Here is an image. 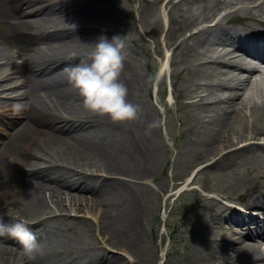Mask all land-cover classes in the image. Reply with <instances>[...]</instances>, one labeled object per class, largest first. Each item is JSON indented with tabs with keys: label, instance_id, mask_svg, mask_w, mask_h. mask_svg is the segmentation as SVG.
I'll list each match as a JSON object with an SVG mask.
<instances>
[{
	"label": "bare ground",
	"instance_id": "obj_1",
	"mask_svg": "<svg viewBox=\"0 0 264 264\" xmlns=\"http://www.w3.org/2000/svg\"><path fill=\"white\" fill-rule=\"evenodd\" d=\"M37 1L0 0V50L5 52L4 57H0L5 60L0 66V81L13 77L12 73H7V69L15 67L8 50L11 44L18 45L24 59L23 67L16 70L15 76L18 77L19 85L25 87L21 99L27 102L28 113L26 119L9 133L8 139L0 141V185H5L0 188V214H11L4 217L5 223L18 221L19 216L34 220L33 224H27L40 244H49L47 250L55 245L62 247L53 229L45 222L59 217L62 211L68 209L61 196L68 193L76 211L85 207L86 203L88 213L98 210L96 226L101 242L122 251L123 255H134L141 248L155 252L157 245L152 241L145 242L142 224L145 210L135 200L133 188L127 179L112 176L119 174L144 178L152 175L155 160L148 148L153 136L147 123L150 122L148 115L141 117L139 113L135 121L113 122L107 116L86 111L78 90L69 82L65 71L87 60L94 50V43L101 36L110 38L111 35L100 28V23L118 25L119 19L114 11L102 7L103 0H41V3L30 7ZM160 1L164 2L162 8L170 22L173 21L172 7L186 2L150 0L148 3V0H142L141 4L154 6ZM243 1L251 2L253 7L235 6L232 15L226 19L216 17L219 9ZM192 2L199 4L202 10L199 16H194L193 10L189 11V21L178 31H190L179 40L177 46L189 48L198 61L193 74L189 75L191 83L186 93L191 100L190 105L200 106L204 112L191 119L190 131L197 128L199 133L207 134L189 139L193 145L202 147L203 153L195 161L198 165L192 168L196 169L214 167L219 159L217 154L221 145L225 155L238 148L236 143L254 142L257 136L264 135V127L256 128L257 124L264 123V87L257 86L256 79L251 80L252 76L260 72L259 64H264V46L260 41L262 50L250 49V59L247 60L233 53L247 42L244 38L255 39L256 27L250 26L248 22L256 24L262 19L250 11L254 8L259 15H264V0ZM7 3H10L9 7ZM24 5L28 8L24 9ZM7 8L15 9L19 16L35 14L36 17L11 23L8 20L13 15ZM240 12V19L232 22L231 19ZM215 17L214 25L198 27ZM155 21L159 22L158 16ZM242 21H246V24H242ZM68 24L77 26L73 30ZM7 32L10 33L9 38L5 36ZM167 35L168 31L165 44L170 46ZM260 35L264 37V34ZM188 41L191 43L188 44ZM127 52L119 79L127 87V102L142 109L141 100L137 101L131 92L136 78L130 71L131 58L130 52ZM235 70H243L245 76L239 77L234 73ZM9 84H0V87ZM254 89L257 92L255 97ZM244 90L246 95L243 97L241 91ZM3 103L0 99V108L4 106ZM246 109L252 117L250 122L244 111ZM7 123L12 125L14 121ZM106 129L120 135L119 148L129 158L130 167H118L101 156L100 150L106 142L103 132ZM228 131H232V134H228ZM241 148L248 149L249 145ZM26 166L27 170L24 168ZM82 170L85 172H80ZM92 170L107 176L95 177ZM219 177L222 179L224 174ZM204 189L222 193L219 196L222 200L236 199L243 202L247 209L264 212V174H258L251 187L244 186L238 193L231 192L227 187L211 185H206ZM226 190L229 192L224 193ZM172 195H167V198ZM206 200L212 204L203 205L215 207V213L207 215L201 227L188 228L191 236L196 237H192L194 243L191 246L185 245L183 259H187L188 264H264V222L250 213L247 215L230 209L219 199L206 197ZM194 206L197 205L194 203ZM175 230L171 229V233ZM150 234L153 237L152 229ZM46 249H41L36 260L29 262L18 241L0 237V264H144L140 259L129 262L121 254L108 251L97 253L95 250L75 253L65 260L60 255L65 248L62 247L55 255L49 254ZM212 249L217 261L201 262V253L206 251L210 254ZM153 252L146 257L145 264H153Z\"/></svg>",
	"mask_w": 264,
	"mask_h": 264
},
{
	"label": "rangeland",
	"instance_id": "obj_2",
	"mask_svg": "<svg viewBox=\"0 0 264 264\" xmlns=\"http://www.w3.org/2000/svg\"><path fill=\"white\" fill-rule=\"evenodd\" d=\"M140 1L103 0L102 6L114 11L123 20L122 24L115 26L114 33L111 34L109 40L113 36H121L118 34L121 32V37L127 45V51L130 52V57L133 56V59H129L130 71L135 75L136 82L131 92L137 101L141 100V117L147 114V119L150 120V122L146 121L148 127L152 129L153 136L148 148L154 157L155 166L152 175L149 177L130 178L119 174L112 176L127 179V183L133 188L135 200L145 210L142 222L146 234L145 242H154L157 245V250L155 252L151 250L144 251L145 248H141L142 250H137L134 255L130 256L128 254L123 255L122 251L113 249L107 243L101 242L102 238H100L96 226L98 210L95 209L96 211L88 213L89 207L86 203L85 207L76 211L75 206L72 205L73 199L71 196L68 193H63L61 196L65 199L64 204L68 209L62 212L61 217L46 220L45 223L49 224L62 247L65 248L64 252L60 254L65 260L70 259L69 255L83 254L85 251L95 250L97 253L108 251L121 254L129 262L140 259L145 264L146 257L151 256L153 252V263L159 264L163 260V253L166 251L165 264L169 261L170 264H188L187 259H183L185 245L191 246L194 243L192 237H196L191 236V230L188 228L201 227L205 222V217L215 213L213 209L215 207L203 205V203L212 204V202L206 200L202 189L206 185H211L217 188L227 187L231 192L236 191L238 193L244 186L251 187L258 174H264V149L254 142L249 143L248 149L238 147L225 155L222 153L224 147L221 145V150L217 154V158L220 159L217 160L214 167L192 169L198 165L195 163L196 158L198 155H202L203 152L201 146L193 145L189 139H197V137H204L207 134L199 133L197 128L190 131L191 119L197 115H202L204 112L199 108L200 106H191L186 96L187 88L191 83L189 75H192L193 69H195L190 65L194 62V56L187 51L185 46L178 47L177 39L183 35L181 31H178V28L189 21V18L186 17V11L189 13L190 10L197 8L199 4L193 3L192 0H186L185 3L172 7L171 15L174 18V23L171 22L169 29L166 30V33L168 31L167 37L174 47L172 64L169 68L165 64L159 69L162 63L160 61L161 55L157 53V50L160 49L159 36L163 26L161 23L153 21L161 12L164 27H166V18L164 17V11L162 12L159 9V4L143 6ZM39 2L41 3V1ZM25 8H28V6H25ZM197 9L199 12L201 11V9ZM124 11L126 12L124 13ZM226 11L227 9L224 12ZM135 25H137V28ZM150 27L154 29L152 33H147ZM129 37L134 41H130ZM152 75L153 77L155 75L154 81ZM170 82H174L173 98L169 95ZM20 89L21 87H13L12 90L6 89V93L0 94V96L18 93V90L21 91ZM13 90L16 91L13 92ZM9 91H12V93H9ZM255 96L257 95L254 94ZM3 98L7 103L15 101L14 98L9 96L1 97V99ZM8 104L5 106V110L0 111V114L6 116L9 121L14 117V113H12L13 110H6L9 107ZM22 112H20V116H23ZM21 119L24 120L23 117ZM17 125L19 123L9 127L0 123V128H4L6 131L5 134L4 131L0 130L1 140H6L8 138L7 133L13 131V128ZM150 125L155 126L150 127ZM36 126L42 128L41 125L36 124ZM260 126L264 127V123L257 124L256 128L259 129ZM103 133L106 142L100 150L101 156L118 167H130L129 158L119 148L120 135L107 129ZM229 133L232 134V131H228ZM149 134L147 135L149 136ZM232 138L234 141L236 140L234 134ZM231 147L234 148L232 145ZM250 168L253 170L247 172ZM92 172L95 177L107 176L100 171L92 170ZM195 172L194 185L188 186V190L182 192L174 200L176 192L185 187V184H183L175 191V194L173 193L171 197L167 198L168 194H165V192H169L175 182H183V177ZM222 173L224 177L221 179L219 175ZM228 190L224 193H228ZM84 202L85 200L82 201L83 205ZM194 203L197 206H194ZM49 206H52V203H49ZM81 217L87 219H81ZM26 220L31 219L19 216L18 221ZM174 228L176 230L171 233V229ZM151 229L153 237L150 234ZM99 240L100 242H98ZM40 245L41 249H46L49 246L47 243H41ZM62 247L55 245L46 250L49 254L55 255L62 250ZM203 249L205 248L203 247ZM64 254H67V256L64 257ZM201 254L203 256L201 262L210 263L215 260L213 249L210 254L206 251Z\"/></svg>",
	"mask_w": 264,
	"mask_h": 264
},
{
	"label": "clouds",
	"instance_id": "obj_3",
	"mask_svg": "<svg viewBox=\"0 0 264 264\" xmlns=\"http://www.w3.org/2000/svg\"><path fill=\"white\" fill-rule=\"evenodd\" d=\"M198 14V9L194 8L193 15ZM68 26L73 30L76 27L75 24ZM127 55V45L121 36H113L111 40L101 36L94 43V50L87 60L65 69L69 82L78 90L86 111L107 116L113 122L138 118L142 109L127 102V87L119 79ZM26 106V101L17 102L16 113L26 110ZM10 215L9 212L0 214V237H10L18 241L27 260L35 261L41 250L35 233L23 221L5 223L4 217Z\"/></svg>",
	"mask_w": 264,
	"mask_h": 264
}]
</instances>
